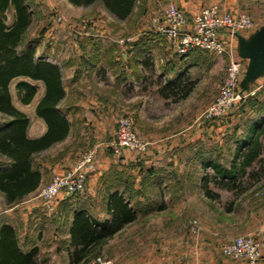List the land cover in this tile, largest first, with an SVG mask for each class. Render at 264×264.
<instances>
[{"label":"crops","instance_id":"0c3cea01","mask_svg":"<svg viewBox=\"0 0 264 264\" xmlns=\"http://www.w3.org/2000/svg\"><path fill=\"white\" fill-rule=\"evenodd\" d=\"M21 1L26 13L30 14V24L23 36L21 47L25 50L31 49L35 60L46 61L45 58H49L50 61L47 62L59 66L64 97L58 104L57 109L69 123V132L61 142L31 154L29 165L40 177L38 187L32 193L20 201L7 203L4 194L0 192V205L4 208L0 210V230L4 225L13 230L17 249L23 255L32 253L34 257L33 264H39L40 256L48 250L53 256L60 257V264H94L95 259L93 257H89L84 263L71 260V254L80 249V246L73 244L71 240L74 215L85 213L97 224H111L113 221L112 199L121 197L123 203L131 208L135 214L134 219L125 223L124 226L134 224L138 220H149V224L158 225L162 223V221L159 222L160 217H158L162 210L173 208L176 205H183V207L184 204L185 207L192 205L191 198L187 196L190 192L188 191L187 195L182 194L181 185H179L181 177L184 179L190 175L191 157L186 156L187 163H184L183 168L177 172L173 170V167H170L168 162L160 166L146 167L147 175H150L148 178L149 193H144L135 189L134 191L129 190L128 185L120 178V173H117L116 169H106L107 164L104 163V158L102 159L104 153L100 149L97 165L95 170L90 173L85 191L70 200H59L57 203V209L59 211L67 210V216L65 217L60 211L58 214L56 213L57 219L55 221L65 220L67 226L66 228H63V226L58 227V231L53 236L54 244L49 246L48 250L42 245L41 240L45 237L43 236L44 231L50 226L54 218L45 215L40 203L29 204L24 200L31 194L38 192L49 181L52 174L58 173L63 167H70L77 154L82 151V145L90 147L95 142L107 138L110 135V130L112 134L113 124L110 125L109 123L115 116H118L116 111H119V108H117L115 102L120 103L122 95L130 92L134 96L146 94L145 96L148 97L160 98L165 101V104H178L189 97L195 84L190 79L194 72L203 70L206 64L218 68L222 63V56L204 51H195L186 56H180L173 52L164 40L154 34H148L142 39L127 44L123 51H118L113 43L102 41L70 40L63 43L66 35L58 30H56L58 33L55 36L52 35L51 38H47L48 35L44 33L36 39L25 42L24 38L32 25L33 17H43L50 11L58 10V6L54 4H51L48 8L42 7L44 2L59 1L67 9H89L88 15L95 14L96 12L92 10V7L97 6V9H100L104 15H109L118 21L122 20L109 12L99 0H94L88 5H73L69 0ZM153 1L157 3L159 0ZM162 1L164 3H175L189 21L200 8L212 4L206 3L205 0ZM15 17L14 0H0V28H10L15 21ZM263 25L264 23H261L257 28ZM45 27V25L42 26V28ZM118 54H121V58H117ZM13 81L17 82L12 84ZM13 81L9 85L11 104L28 118L26 137L31 140L39 139L44 136L47 130L44 120L35 113L36 106L44 95L43 83L25 77H19ZM19 81L27 82L36 87V92L28 104L21 103L18 98L16 84ZM22 93L25 94V91L22 90ZM145 110L146 106L144 104L138 108L140 116L138 120L140 122L144 120ZM9 126L10 119L0 113V137L9 130ZM169 139L165 136L162 139L167 147L165 151L169 152L173 147L184 142ZM240 139H237L238 142H236L237 146L232 159L235 155L241 156V153H245L248 147L257 141L256 136L253 135H247L244 140ZM62 145H66L67 149L65 151L58 150ZM72 145L74 146L71 147ZM199 145L197 152L202 157H199L201 166L199 169H195L193 173L200 180L196 181L192 187L194 193L201 191L202 198H207L204 193L207 185L204 183L206 173H204L203 168H205V161L210 160V158H208L207 153L201 154V151L202 149L205 152L214 151L215 146L212 150H207L204 149L205 141L199 143ZM186 154L187 150L184 155ZM209 155L212 154L209 152ZM102 161L104 164H102ZM11 168L10 159L5 154L0 153V174L4 171H10ZM114 172L118 176H114L116 174ZM187 188L190 190L189 187ZM246 205L240 206V209L244 208V212H241L238 223L233 224L234 219L232 218H224L220 224L216 225L211 237L205 238V244L203 245H207L208 248L204 247L207 250L197 254L196 264H248L244 259L233 260L223 255L219 250L222 245L237 235L253 236L264 241V224L256 219L260 214L259 212L253 214L251 210L253 206L248 207L247 203ZM228 208L234 209L235 201L229 202ZM260 209L264 210V208ZM256 210L259 209L256 208ZM151 218L153 219L151 220ZM122 228L108 237L101 247L104 248L106 243L109 244L113 241L116 235L125 229V227ZM35 229H39L37 234H34ZM211 242L213 243L210 244ZM119 260L118 258L114 259L113 264H121ZM257 264H264V251L262 259Z\"/></svg>","mask_w":264,"mask_h":264},{"label":"rangeland","instance_id":"374dc122","mask_svg":"<svg viewBox=\"0 0 264 264\" xmlns=\"http://www.w3.org/2000/svg\"><path fill=\"white\" fill-rule=\"evenodd\" d=\"M205 2L216 4L221 10L224 9L231 13L246 14L252 19L255 30L259 29L257 27L261 23H264V0H205ZM166 3L162 0L157 3L153 0H137L131 15L125 20L118 21L109 15H104L100 9H97V6L92 7L96 15H88L89 9H67L59 1L44 2L42 7L48 8L54 4L58 6V10L50 11L43 17H33L32 25L24 40L26 42L36 39L44 33L48 35L47 38H51L52 35L55 36L58 31H61L66 35L63 43L70 40L102 41L113 43L118 51H123V48L131 42L142 39L148 34L157 35L151 24V18L157 15ZM43 25L46 27L42 28ZM157 36L161 38L159 35ZM233 45V49L235 48L233 51L237 54V41ZM117 58H121V54H118ZM45 60L50 61L49 58H45ZM229 63L230 57L225 54L222 56V63L218 68L206 64L203 70L194 72L190 79L195 84L189 97L178 104H165V101L160 98L148 97L145 96L146 94L134 96L130 92L122 95L121 102H115L119 108V111H116L118 116H115L109 123L110 125L113 124L112 134L110 130V135L107 138L95 142L90 147L82 145V151L77 154L70 167H63L58 173L52 174L49 181L38 192L31 194L24 200L29 204L36 202L42 205L44 202L39 194L53 177L67 179L70 176H78L79 173H75V170L78 166L81 167L85 181V187L81 193L67 195L64 191L61 192L51 211L44 209L42 205L45 215L54 218L50 226L44 231L43 236L45 237L41 240L42 245L46 249L49 248L54 244L53 236L58 231V227L66 228L67 221H55L57 219L56 213L58 214L60 211L65 217L67 216V210L59 211L57 203L59 200H70L85 191L90 173L95 170L97 165L100 149L104 153L102 159L104 158L103 161L107 164L105 168L108 170L116 169V172L120 173V178L128 185L129 190L134 191L135 189L144 193H149L148 178L150 175H147L146 167L160 166L168 162L170 167H173V170L177 172L183 168L184 163H187L186 156L191 157L190 175L184 179L181 177L179 185H181L182 194L187 195L186 193L190 192L187 196L191 198L192 205L188 207H185V204L184 207L183 205H176L173 208L162 210L158 214L159 222L162 221V223L158 225L149 224V220H138L134 224H127L113 241L109 244L106 243L104 248L101 247L94 264H113L116 258L120 259L121 264H196L197 254L206 251L208 248L207 245H203L205 238L211 237L216 225L220 224L224 218H232L234 219L233 224L238 223L241 212H244V208L240 209V206H244L246 203L248 207L253 206L251 209L253 214L259 212L260 216L256 219L264 224V210L260 209L264 208V170H261L258 160L252 164L251 171L247 169L246 172L249 173L236 181L237 183L240 182V187H242L243 193L241 194L235 190L226 189L228 185H231L230 179H223L225 185L218 180L209 181L207 188L212 193L211 198H202V192L194 193L192 187L196 181L200 180L193 173L195 169H199L201 166L199 159L202 157L197 152L199 143L205 141L204 149L207 150H212L215 146L214 151L205 152L203 149L201 151V154L207 153L208 158H210V160L205 161V168H203L207 178H210L213 176V170L209 164H220L229 168L237 146V139L244 140L255 118L264 117V113H252L258 104H264V77H262L249 84L244 91L247 95L222 118L208 120L200 118L202 112L216 97L218 88L228 73ZM244 71L245 69L241 72L239 83ZM15 82L17 81H13L12 84ZM239 91H241L240 85ZM245 100H250L251 103L246 104ZM142 104L146 106V110L144 112L145 117L142 116L144 120L140 122L138 120L140 117L138 108ZM164 136L169 137V140L184 142L173 147L170 152L165 151L167 147L162 140ZM256 139L261 144L258 158L264 160V131L258 133ZM59 149L65 151L67 148L66 145H62ZM185 149L187 150L186 155H184ZM209 152L212 155H209ZM89 153H92L90 163L85 159ZM46 158L48 159V157ZM103 161L102 164H104ZM251 172L255 176L250 178L248 174ZM117 173L114 176H118ZM232 200L235 201V208L229 209L228 204ZM2 209L4 208L0 205V210ZM38 231L39 229H35L34 234H37ZM240 236L245 235H237L235 238ZM235 238L224 245L231 243ZM224 245L219 248L221 253ZM60 260V257L53 256L48 250L40 256L38 263L60 264Z\"/></svg>","mask_w":264,"mask_h":264},{"label":"trees","instance_id":"16d2710c","mask_svg":"<svg viewBox=\"0 0 264 264\" xmlns=\"http://www.w3.org/2000/svg\"><path fill=\"white\" fill-rule=\"evenodd\" d=\"M94 0H69L73 5H88ZM105 7L120 20H125L131 15L137 0H99ZM16 17L10 28H0V113L10 119L9 130L0 137V153L5 154L12 163L10 171L0 174V192L4 194L7 203L20 201L32 193L39 184V174L29 165L31 154L47 149L64 140L69 132V123L58 111L57 106L64 97L61 72L58 65L37 61L33 58L31 49H22V39L30 24V14L22 7L21 0H14ZM19 77L40 81L44 86V95L36 106L35 113L42 118L47 126L46 133L39 139L31 140L26 137L28 118L18 111L12 104L9 94L10 83ZM18 98L21 103L28 104L32 100L36 87L27 82L19 81L16 84ZM25 91V94L22 93ZM246 104L251 103L245 100ZM260 107L258 108V106ZM254 109V108H253ZM264 113V104L260 103L252 113ZM256 117L247 135L256 136L264 131V117ZM262 128V129H260ZM261 144L255 141L241 156H234L225 168L220 164L210 163L213 176H205L204 183L230 179L231 185L227 189L243 193L240 182L247 169L251 171L252 164L258 160L261 170H264V160L259 159ZM251 178L255 174H248ZM236 183V184H235ZM224 184V183H223ZM225 185V184H224ZM225 187V186H224ZM207 198L212 197L208 188L204 190ZM111 224H97L85 213L74 215L71 229L72 243L80 249L71 254V260L85 262L89 257L98 256L104 241L113 233L121 229L125 223L131 222L135 214L128 208L123 199H112ZM229 206V204H228ZM33 254L23 255L15 243L13 230L9 226H2L0 230V264H33Z\"/></svg>","mask_w":264,"mask_h":264},{"label":"built area","instance_id":"2783aa9c","mask_svg":"<svg viewBox=\"0 0 264 264\" xmlns=\"http://www.w3.org/2000/svg\"><path fill=\"white\" fill-rule=\"evenodd\" d=\"M154 32L159 35L173 52L186 56L195 51H204L223 56L228 54L230 63L228 73L221 82L213 102L202 112L201 119L222 118L236 103L247 94L239 91V78L246 67V60L241 59L233 50L236 36L248 37L255 31L251 18L244 13H231L212 4L196 11L190 21L184 12L172 2H167L160 12L151 18ZM92 153L85 156L90 163ZM67 179L53 177L42 189L39 197L43 207L51 211L58 196L64 191L67 195L81 193L84 190V177L81 167ZM264 241L251 236H240L224 245L222 253L232 259H244L248 264H257L263 257Z\"/></svg>","mask_w":264,"mask_h":264},{"label":"water","instance_id":"95a60500","mask_svg":"<svg viewBox=\"0 0 264 264\" xmlns=\"http://www.w3.org/2000/svg\"><path fill=\"white\" fill-rule=\"evenodd\" d=\"M237 54L246 60L243 77L239 83L241 92L246 91L254 80L264 77V25L248 37L236 36Z\"/></svg>","mask_w":264,"mask_h":264}]
</instances>
